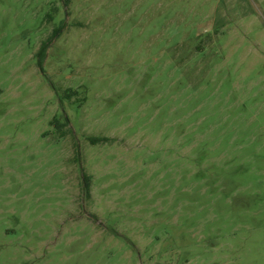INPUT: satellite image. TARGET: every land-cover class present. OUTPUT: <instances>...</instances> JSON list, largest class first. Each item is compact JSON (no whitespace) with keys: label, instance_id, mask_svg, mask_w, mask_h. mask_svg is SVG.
<instances>
[{"label":"rangeland","instance_id":"obj_1","mask_svg":"<svg viewBox=\"0 0 264 264\" xmlns=\"http://www.w3.org/2000/svg\"><path fill=\"white\" fill-rule=\"evenodd\" d=\"M0 264H264V0H0Z\"/></svg>","mask_w":264,"mask_h":264}]
</instances>
